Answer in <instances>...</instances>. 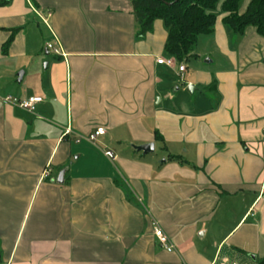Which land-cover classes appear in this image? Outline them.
<instances>
[{"label": "crops", "instance_id": "0c3cea01", "mask_svg": "<svg viewBox=\"0 0 264 264\" xmlns=\"http://www.w3.org/2000/svg\"><path fill=\"white\" fill-rule=\"evenodd\" d=\"M223 18L198 45L225 69H186L189 97L157 64L163 22L139 40L129 0L0 7V96L43 98L33 114L0 101V264H264V38L235 49Z\"/></svg>", "mask_w": 264, "mask_h": 264}, {"label": "trees", "instance_id": "16d2710c", "mask_svg": "<svg viewBox=\"0 0 264 264\" xmlns=\"http://www.w3.org/2000/svg\"><path fill=\"white\" fill-rule=\"evenodd\" d=\"M136 21L137 38L153 32L157 21L163 22L167 40L165 53L183 64L196 49L201 36L211 35L218 22L215 11L221 5L223 24L233 34L243 37L254 28L264 38V0H251L245 13H240L242 0H129ZM10 0L0 1V7ZM36 6V0H31ZM11 40L4 46L6 53ZM174 160V158H173Z\"/></svg>", "mask_w": 264, "mask_h": 264}, {"label": "built area", "instance_id": "2783aa9c", "mask_svg": "<svg viewBox=\"0 0 264 264\" xmlns=\"http://www.w3.org/2000/svg\"><path fill=\"white\" fill-rule=\"evenodd\" d=\"M46 21V20H45ZM47 50H53L55 54L59 55L60 51L58 49H55L52 44H49L47 46ZM158 65H164L169 68H177L178 72L180 74H184L186 72V68L184 65L179 64L176 62V60L172 57H169L167 59H158L157 60ZM0 101L5 104V105H10L15 108L21 109L23 111H26L28 113H35L37 105L43 102L42 97H31L28 99H17L13 97H1L0 96ZM74 134L70 128H67L65 130L64 136L72 135ZM106 134V130L104 128H97L94 132L87 136H81L74 134L76 137V142L79 143L81 141H86L93 145L94 147H97V143L99 138L103 137ZM105 157H107L109 160L114 161L115 156L111 151H105L103 152ZM49 173V172H48ZM153 229H154V236L158 240L159 244L161 247L169 252V253H174L176 252V247L172 240L164 233V231L158 226V224L153 221Z\"/></svg>", "mask_w": 264, "mask_h": 264}, {"label": "rangeland", "instance_id": "374dc122", "mask_svg": "<svg viewBox=\"0 0 264 264\" xmlns=\"http://www.w3.org/2000/svg\"><path fill=\"white\" fill-rule=\"evenodd\" d=\"M245 1L246 0H242V2L240 4V10L243 7ZM30 3H31L32 10L36 9V6L31 2V0H30ZM35 13L39 16V14L37 12H35ZM215 13H216V15L222 14V9H221V5L220 4L217 7ZM43 17L45 18V20H47V23L50 25L49 20L47 19L46 15L43 16ZM37 31H38L37 35H39L40 37H42L44 39L47 37V33H46V30H45L43 24H42V27H41V32L42 33H40L39 30H37ZM229 32L231 33V35H233L232 37L235 38V42L232 43V41H231V43L234 45L233 48L238 49V46L240 45L241 40L243 39V37H241V36L239 37V36L233 34L230 30H229ZM234 38H233V41H234ZM50 51H53V50H50ZM202 52L205 53L206 52V48H204L203 46L197 45L196 49L194 50V52L190 56L189 60L182 64L187 69L188 75L192 74L191 72L194 70L193 68L195 67V65H198V68L201 67V68H206V69H212L214 73H217V72L225 69L224 68L225 57H223V59L219 58V60H218V59H215V57H213V56H211V57L208 56L207 57V55H203ZM207 61H210L212 63H207ZM46 64L47 63H43V67ZM175 79H176L175 83L177 82V84L175 85V89L176 90L177 89H181V91H179L177 94L189 95V97H190L192 94H190V92L187 91V89H188V87L190 85H189V83H186V81H185L186 80V76L183 75V74H180L179 77H177ZM195 94H196L195 97L204 95L203 91H201V93L198 91ZM209 94L210 93H208V95ZM160 153L161 152H157V154H156L157 156L156 157H160V155H161ZM163 160L164 159H161L160 162H162Z\"/></svg>", "mask_w": 264, "mask_h": 264}, {"label": "water", "instance_id": "95a60500", "mask_svg": "<svg viewBox=\"0 0 264 264\" xmlns=\"http://www.w3.org/2000/svg\"><path fill=\"white\" fill-rule=\"evenodd\" d=\"M209 62L210 61H207V63H209ZM23 76H24V73L19 74V76H18V82L19 83H21ZM187 91L190 92V94H193L196 91V89L194 87L190 86V87H188ZM136 150L138 152H142L146 155L149 153H153L155 150V146L153 144L143 145V146L137 147ZM66 172H67V170H64L59 174L57 181H56L57 184H59V185L64 184V178H65Z\"/></svg>", "mask_w": 264, "mask_h": 264}]
</instances>
